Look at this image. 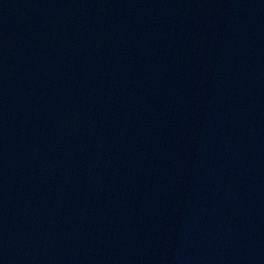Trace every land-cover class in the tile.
<instances>
[{
	"label": "water",
	"instance_id": "water-1",
	"mask_svg": "<svg viewBox=\"0 0 264 264\" xmlns=\"http://www.w3.org/2000/svg\"><path fill=\"white\" fill-rule=\"evenodd\" d=\"M0 264H264V0H0Z\"/></svg>",
	"mask_w": 264,
	"mask_h": 264
}]
</instances>
